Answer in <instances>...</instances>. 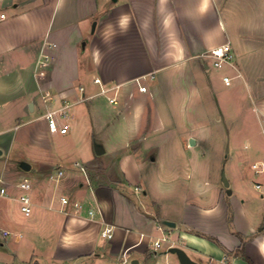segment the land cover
Returning a JSON list of instances; mask_svg holds the SVG:
<instances>
[{
	"label": "crops",
	"instance_id": "1",
	"mask_svg": "<svg viewBox=\"0 0 264 264\" xmlns=\"http://www.w3.org/2000/svg\"><path fill=\"white\" fill-rule=\"evenodd\" d=\"M226 52L231 62L216 68L211 55ZM44 54L50 64L41 76ZM218 81L228 92L212 114ZM46 92L52 107L72 104L67 134L49 130ZM214 116L253 156L245 165L234 147L235 189L195 179L189 164L184 182L162 179L156 198L144 174L160 170L167 135L201 152ZM18 145L35 151L10 166ZM140 153L151 161L133 157ZM108 159L120 182L101 170ZM24 178L32 184L30 217L17 186ZM2 188L0 264H159L158 240L169 263L181 264L172 244L198 264H264V0H0Z\"/></svg>",
	"mask_w": 264,
	"mask_h": 264
},
{
	"label": "rangeland",
	"instance_id": "2",
	"mask_svg": "<svg viewBox=\"0 0 264 264\" xmlns=\"http://www.w3.org/2000/svg\"><path fill=\"white\" fill-rule=\"evenodd\" d=\"M217 96L214 97L213 100H209L208 102V110L213 114L214 112L218 111L217 106V97H222L224 94H226L228 91L227 88L224 86L222 81L217 82ZM229 89V88H228ZM213 117V116H212ZM212 125L208 128L207 137L201 138L199 143V149L201 152L196 151H185L184 148L180 147L178 143V140L176 139L175 133H169L167 135V141L166 145L160 150L161 154H157L158 156H162V163L161 167H159L160 170H156L157 172L154 173V171L149 175L146 176L144 174V183H146V178L149 179V185H152L153 189V195L158 198L161 197V185L162 187L165 186L164 183H162V179H165L169 177L170 175H174L179 181L176 184H181L184 182L185 176H186V166L191 165L194 168V175L195 179H206L209 181L210 184L218 185L221 189L224 191L228 190H234L235 189V180L236 178L233 166H232V160L237 159L234 147L236 146L239 151V153H243L246 155L247 159H245V165L246 162L248 164H252L253 162V156L250 151L244 150L243 139H233L231 138V133L229 131L231 129L229 128H222L217 125L216 118H212L211 120ZM224 131V133H223ZM231 132V131H230ZM211 135V136H210ZM143 143V142H142ZM141 143V145H142ZM33 149L26 148L25 146L18 145V148H16L17 153L10 159V166L15 164L19 158L24 157L27 152L31 153ZM35 151V150H33ZM159 151V150H158ZM37 156L40 157V152L35 153ZM73 156H70L71 159L76 156V154H70ZM153 154H136L135 158H137L138 161L141 162H148L151 161ZM33 161V157L30 158ZM115 160L108 159V167H105L103 164H101V170L104 172V175L108 178L110 182H120L121 176H120V170L117 169L116 164L114 165ZM98 165L90 166V174L96 179L95 175H100L101 170H97L94 167H99ZM158 169V168H157ZM223 172L225 173V176L227 180L230 182L229 189L226 187L225 181L223 179ZM32 173V172H31ZM30 175V174H29ZM98 175V176H99ZM173 176V177H174ZM19 183V182H18ZM66 186V185H65ZM176 185H173V189ZM249 190L252 194L255 195L254 190L252 189L251 185H248ZM168 188V186L166 185ZM138 189V188H137ZM142 189V188H141ZM140 189V193L142 195V191ZM227 191V192H228ZM144 193V192H143ZM179 197L184 196L183 191L176 194ZM145 197V196H144ZM162 198V197H161ZM229 197H226L228 200ZM237 199H240L238 195L236 196ZM146 201L147 197L145 198ZM148 203V202H147ZM176 203L170 204V208H168L169 212L176 211ZM170 209V210H169ZM238 236V235H237ZM172 240V239H171ZM172 243V242H171ZM172 244H169L171 246ZM155 262L159 264H174L172 262L169 263V261H165L162 259V257L159 256L158 253H154ZM175 257V256H173ZM161 259V260H160ZM176 263L178 262L176 257L174 259ZM162 261V262H161ZM154 262V263H155ZM178 264V263H177Z\"/></svg>",
	"mask_w": 264,
	"mask_h": 264
},
{
	"label": "built area",
	"instance_id": "3",
	"mask_svg": "<svg viewBox=\"0 0 264 264\" xmlns=\"http://www.w3.org/2000/svg\"><path fill=\"white\" fill-rule=\"evenodd\" d=\"M2 17H4V15ZM211 56L215 58L213 65L216 68H223L225 64H229L232 60V54L229 52H226L223 55L212 54ZM49 64H50V55L44 54L43 59L40 61V66H39V69L41 70L40 71L41 76L46 75V69L49 67ZM95 82L97 84L102 85L100 79H96ZM224 82L226 85H231V78L224 77ZM138 84L140 91L145 92L146 87L141 86L139 82ZM81 90L83 91V89ZM107 91L108 90H102V92L104 93H107ZM83 100L84 98L82 99V101ZM108 100L112 104L116 103L117 101L115 97H108ZM41 101L45 106H47V110L44 114V118L47 121L49 130L55 134H62V135L67 134L70 128L69 121L71 119L72 104L64 99L61 100L58 106L52 107V105L55 103V99L54 96L49 92L42 94ZM253 168L256 170L257 173L261 172L258 164H255ZM63 175H64L63 171L58 172V178H61ZM17 186L18 188L26 192L21 197V210L26 217H30L33 212V202L29 195V192L32 189L31 181L28 178H24L19 181ZM0 193L1 195H5L7 194V190L5 188H2ZM61 202L64 206H67L69 204V200L66 197H63L61 199ZM75 207L79 208V204H75ZM89 213L91 215L93 214V212H89ZM102 234L104 237H107L108 239L111 240L114 236L113 228H106ZM9 236H10V232L5 231L4 237H9ZM161 247H162V241L158 240L154 242V250L156 251V253ZM170 248H172V246H170L169 249ZM123 264H126V261Z\"/></svg>",
	"mask_w": 264,
	"mask_h": 264
},
{
	"label": "water",
	"instance_id": "4",
	"mask_svg": "<svg viewBox=\"0 0 264 264\" xmlns=\"http://www.w3.org/2000/svg\"><path fill=\"white\" fill-rule=\"evenodd\" d=\"M22 168L28 169V166L26 164H23ZM224 181H225L226 187H228L229 183H228V181L226 180L225 177H224ZM165 224L167 226H170V227H174L175 226L173 223H170V222H167V221L165 222ZM169 252L173 253V254H176L178 256V259H179L181 264H198L197 262L193 261L184 250H182L180 248H170Z\"/></svg>",
	"mask_w": 264,
	"mask_h": 264
}]
</instances>
